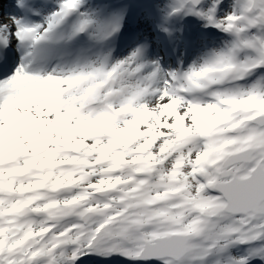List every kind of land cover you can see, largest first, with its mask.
<instances>
[{
  "label": "snow or ice",
  "instance_id": "6c2138e0",
  "mask_svg": "<svg viewBox=\"0 0 264 264\" xmlns=\"http://www.w3.org/2000/svg\"><path fill=\"white\" fill-rule=\"evenodd\" d=\"M92 256L264 264V0L0 12V264Z\"/></svg>",
  "mask_w": 264,
  "mask_h": 264
},
{
  "label": "rangeland",
  "instance_id": "374dc122",
  "mask_svg": "<svg viewBox=\"0 0 264 264\" xmlns=\"http://www.w3.org/2000/svg\"><path fill=\"white\" fill-rule=\"evenodd\" d=\"M0 10L1 11H4V7H3V3H1V0H0ZM117 260H122L120 259L119 257H115ZM126 261V260H124ZM107 260H102L98 257H95V256H92V257H84L81 261H79V264H106ZM127 262V261H126ZM159 263V261H149V263ZM257 262V261H256ZM110 263V262H109ZM123 263V262H122ZM121 262H119V264H122ZM130 263V262H128ZM258 263V262H257ZM259 264V263H258Z\"/></svg>",
  "mask_w": 264,
  "mask_h": 264
},
{
  "label": "bare ground",
  "instance_id": "6f19581e",
  "mask_svg": "<svg viewBox=\"0 0 264 264\" xmlns=\"http://www.w3.org/2000/svg\"><path fill=\"white\" fill-rule=\"evenodd\" d=\"M4 7L6 8L7 7V4L6 3H4ZM133 30V28H132V26L130 25L129 26V28L128 29H126L125 31H127V36L130 34V32ZM127 39V38H126ZM129 39L126 41V50H125V52L123 53V54H126L127 53V49H128V46H129ZM113 261H114V264H116L117 263V259L114 257L113 258ZM149 264H156V263H154V262H152V263H149ZM158 264V263H157ZM254 264H258V263H254ZM259 264H260V261H259Z\"/></svg>",
  "mask_w": 264,
  "mask_h": 264
}]
</instances>
